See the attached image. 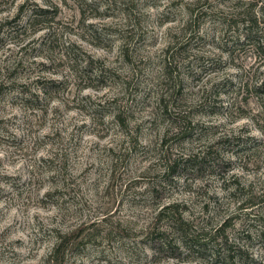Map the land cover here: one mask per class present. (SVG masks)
Instances as JSON below:
<instances>
[{
  "label": "clouds",
  "instance_id": "obj_1",
  "mask_svg": "<svg viewBox=\"0 0 264 264\" xmlns=\"http://www.w3.org/2000/svg\"><path fill=\"white\" fill-rule=\"evenodd\" d=\"M0 264H264V0H0Z\"/></svg>",
  "mask_w": 264,
  "mask_h": 264
},
{
  "label": "rangeland",
  "instance_id": "obj_2",
  "mask_svg": "<svg viewBox=\"0 0 264 264\" xmlns=\"http://www.w3.org/2000/svg\"><path fill=\"white\" fill-rule=\"evenodd\" d=\"M52 85H53V87H55L54 82H52ZM177 166H179V162L177 163ZM192 243L195 245V244H198L199 241L198 240H192Z\"/></svg>",
  "mask_w": 264,
  "mask_h": 264
}]
</instances>
